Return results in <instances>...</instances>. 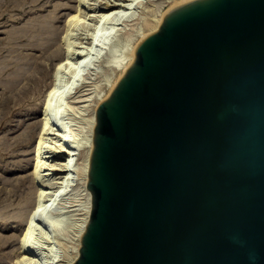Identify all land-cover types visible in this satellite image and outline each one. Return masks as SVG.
Masks as SVG:
<instances>
[{"label":"water","instance_id":"95a60500","mask_svg":"<svg viewBox=\"0 0 264 264\" xmlns=\"http://www.w3.org/2000/svg\"><path fill=\"white\" fill-rule=\"evenodd\" d=\"M96 108L73 264H264V0H184Z\"/></svg>","mask_w":264,"mask_h":264},{"label":"rangeland","instance_id":"374dc122","mask_svg":"<svg viewBox=\"0 0 264 264\" xmlns=\"http://www.w3.org/2000/svg\"><path fill=\"white\" fill-rule=\"evenodd\" d=\"M99 1H97V0H86V3L94 5V4H97ZM145 1L146 0H142L138 6H135V8H132L131 10H129L130 14H128L126 17H124L121 21L118 22L120 24L113 28L114 31H113L112 36H115V37L114 38L112 37L111 41H113V39H114V41L121 39V36H118V35H121L123 32L131 33L132 27L134 28L141 23L142 17L144 16L146 10L149 7L152 8V6H153V8H157L158 4H160L161 1H163V0L150 1V3L147 1L145 2ZM77 4H78L77 0H0V49H1L0 50V71H2V72H0V78L2 77L0 79V189H1L0 190V203L3 204V205L0 204V208H1L0 209V211H1L0 212V264H14L15 263L16 260H14L15 259L14 257H16V259H17V255L20 253V242H18V240L20 241L19 238L21 236V232L24 230V227L26 224V219H27L26 217L28 216L29 210H31V206L34 204V202H36V201H34L35 198L37 200V194L35 197V193H37L38 191L37 192H35V191L38 190L37 188H40L39 187L40 185H38V183H39L38 181H37V183L35 182L36 180L33 179L34 178L33 175H30V174H32V173H30V171H32L34 162L36 161V155L34 152V148H35V145L37 142V135L39 132L38 129H40V121L42 118L44 95L46 93V90L48 89L49 83L52 80V75H53L52 72L54 69L53 67L59 61L60 56L64 53V51H63L64 50V48H63L64 38L63 37H65L66 32H67L66 30L68 28V25H67L68 19L71 15H73L76 12L75 8H76ZM169 4H170L169 2L164 3L163 6L159 9L158 14H161V13L167 11L166 9H168ZM86 12H88V14H90V15L93 14L92 10H89V11L86 10ZM91 19L92 18L87 15L84 18L81 17V20L74 23L78 27V28L75 27L78 31L75 28H73V30L75 29L76 32H78V36L80 37L77 40V44L80 43V45H85V43H83V41H87L89 39L88 33L90 32V28L92 27L91 24L93 23V21ZM46 20H47V22H46ZM48 21H50V22H48ZM28 22H30V23H28ZM31 22H33L35 24H32ZM41 25H43L42 28H41ZM75 25H72V27H74ZM33 27H34V29H33ZM37 27H39V28H37ZM52 27H54V28H52ZM118 27H119V29H118L119 31L116 29ZM21 28L22 29L24 28L26 30L24 31V29H23L21 31ZM45 28H47V29H45ZM30 29L32 31H30ZM49 29H50V31H49ZM38 30L39 31L41 30L40 31L41 33H39ZM36 31L39 34L36 33ZM29 32H30V34H29ZM31 32H34V33H31ZM43 32H45V33H43ZM26 33H27V35H26ZM25 35L28 36L29 38L31 37L30 40H32L33 42L29 41V38L25 37ZM42 35H44V36H42ZM9 37L10 38L13 37V38L9 39ZM41 37H42V39H41ZM44 37H45V39H44ZM38 39H40V40H39V42L36 43V41H38ZM52 39H55L56 42H53L55 40H52ZM18 40H19V43H18ZM25 40H27L29 42H27V41L25 42ZM68 40L69 41L72 40L70 36L68 37ZM42 41H43V44H46V45H43V47H41ZM49 41H50V44H49ZM80 41H82V43ZM29 44H31V45H29ZM112 44L113 43L110 42L109 45L106 46L107 49L111 48V46L113 47ZM14 45L17 47H15ZM56 45H57V47H60V48H58V49L55 48ZM60 45H62V46H60ZM7 46H8V48H7ZM28 46H31V47H28ZM44 47L46 50L44 49ZM34 48H38V49H34ZM51 48H53L54 50L56 49V50L54 51ZM7 50H10V51H7ZM51 51H52V53H51ZM42 52H43L44 56H43ZM103 52H102V54H103L102 57L107 58L108 56H106V52H108V51L106 50ZM45 53L48 57H46ZM55 54H57V55H55ZM19 56H20V59H19ZM54 56H55V58H54ZM30 57L31 58L33 57L34 59L33 58L31 59ZM30 60L31 61L37 60V61L31 62ZM41 61L43 64H45V66L42 63H39ZM23 62H26L29 64H26V63L24 64ZM33 63H35V64H33ZM113 63H111V65L108 66L109 67L108 68L107 66L103 67V64L100 61L99 62L98 61L92 62V64L89 66V69H87L88 71L86 70L84 72L86 75L83 74L81 77H79V78H82L81 79L82 82L80 81L82 88H84V89L87 88L88 92L92 89L90 92H91V95H92V93L94 95L93 90H95L99 86L98 84L103 86L106 83L107 80L105 78L107 77L106 74H108L109 71H111L109 73L113 72L111 74L112 75L111 78L114 76H119L120 71H116V69L114 68L115 65ZM115 64H117V62ZM21 65L25 67V71H24V67L21 68L22 67ZM42 65L46 69H44V67ZM17 67H18L19 71L22 70L23 72L22 71H21V73L18 72ZM29 67H30V69H29ZM42 67H43V69H42ZM105 68L107 70H105ZM37 69H39V71ZM40 70H41V72H40ZM8 71H10V72H8ZM65 71L62 74H63L64 78H67L69 71H67V70H65ZM21 74H22V76H21ZM33 74H35V75H33ZM36 74H37V76H36ZM8 76H10V77H8ZM11 76H12V78H11ZM20 76H21V78H20ZM14 77H16V78L14 79ZM37 77H38V79H37ZM4 79L7 81H4ZM20 79H22V80H20ZM35 79H36V81H35ZM15 80H16V82H15ZM25 80H26V82H25ZM10 81H11V83H10ZM20 81H22V82H20ZM14 83H16V84H14ZM4 84H6V85H4ZM11 84L14 86H12ZM18 84H19V86H18ZM94 84H95V88H94ZM15 85L17 88L15 87ZM21 90H22V93H21ZM14 91L17 92V95ZM103 92L104 93L107 92L106 87L103 88ZM6 93H7V95H6ZM2 96H4V97H2ZM11 96H12V98H11ZM5 97H6V99H5ZM2 101H3V103H2ZM4 101H5V103H4ZM8 101H9V103H8ZM10 101H11V103H10ZM84 104L85 103H72L71 104L72 108H70L68 110L69 111L68 117L71 118L70 123L78 124L77 122L80 121L84 116H86L87 108H84V106H83ZM2 107H4V108H2ZM81 107H83V108H81ZM5 108H7L8 110ZM1 111H3V112H1ZM18 111H19V113H18ZM30 111H32L33 113L35 112V113L33 114ZM80 117H82V118H80ZM38 122H39V124H38ZM54 124H56V123L54 122ZM31 126H32V128L33 127L34 128L32 129ZM57 127L58 126H56V125L54 127H52L53 130H49V134L46 135L48 140H45V143H44V145L47 147L45 150H48L50 147H53L54 144H58V143H62L61 146H63L67 150L71 149L70 148L71 145L63 139V137L60 135V132L56 129ZM72 127L74 128L75 125L74 126L72 125ZM76 131L77 130L74 129V132L76 134H78V131L77 132ZM19 138H21L22 140ZM19 140L21 141V143L19 142ZM8 149H10L12 151H10ZM65 156L66 155L64 153V155L61 157V160L57 159L55 162H62V159H64ZM50 159L51 158H49V160H47L48 163L50 162ZM24 165H26V166H24ZM47 171H49V170H47ZM53 173H54V171H53ZM30 177H33V178H30ZM50 177L53 178V177H55V175L51 174ZM4 184H6V185H4ZM21 184H23V185H21ZM12 186H14V187H12ZM34 187H37V188L35 189ZM3 188L4 189L6 188L5 191H3ZM33 189H35V190L33 191ZM6 190H8L7 192L10 194L5 193ZM30 193H32V194H30ZM18 194H19V197H18ZM32 196H34L33 199H32ZM72 199L75 201L74 203L78 202L77 195L74 194V190L72 191V188H71L68 190V192L67 191L65 192V194L63 195V198H61L60 201H62V202L68 201L69 202V201H72ZM2 200H4V201H2ZM21 200H25V202L21 201ZM8 203H10V205H7ZM6 205H7V207H6ZM25 210H27V211L25 212ZM17 213H18V215H16ZM18 216H20L21 218ZM12 218H14V219H12ZM18 221H20V222H18ZM46 229L47 228H42L41 232L39 231V232H35L36 234L35 233L33 234L34 235L33 240H32L33 243L35 245H38L39 249H41V251H43L41 257L43 256L44 260H46V259L50 260L52 258V254H55L56 260L65 259V257H67L71 252L70 251L71 247H72L71 245L73 243L72 239L74 237L73 228L71 226L68 227L67 225H61L59 228H57L53 231L50 228H48L47 230ZM44 241H46V242H44ZM49 241H51V244L48 243ZM39 244H41V245H39ZM49 247H52V249L54 250L53 253H51ZM66 254H67V256H65ZM60 262L61 261H59V263Z\"/></svg>","mask_w":264,"mask_h":264},{"label":"bare ground","instance_id":"6f19581e","mask_svg":"<svg viewBox=\"0 0 264 264\" xmlns=\"http://www.w3.org/2000/svg\"><path fill=\"white\" fill-rule=\"evenodd\" d=\"M97 1H99V0H97ZM141 1L142 0H100L97 4L93 5V4H87L86 0H77L78 4L75 8L76 12L69 17L68 22H67V25H68V28L66 30L67 32H66L65 37H63L64 41H65V42L63 41L64 45L62 44L63 48H64V50H63L64 53L60 56L59 61L53 67L54 69L52 72L53 73L52 80L49 83L48 89L46 90V93L44 95L42 118L40 121V129H38L39 132L37 135V142H36V145L34 148V152L36 155V161L34 162L32 171H30V173H32L30 175H33V177H34V178L33 177H30V178L35 179L36 183L38 181L39 182L38 185H40L39 186L40 188L34 187L35 189L36 188L38 189L35 191V192L38 191L37 193H35V197L37 194V200L35 198L34 201H36V202H34L33 205L31 204L32 205L31 210H29L28 216L26 217L27 219H26V224H25L24 230L21 232V236L19 238L20 241L18 240V242H20V253L17 255V259H16V257H14L15 258L14 260H16L14 264H73L79 255L78 249L81 246L80 238H81V235L83 234L85 227H86V224L88 222V218L90 215V208H91V193H90L89 189H87L85 187V182L87 180V174H88V164H89V156H90L91 147H92V134H93V126H94V121H95L96 108L106 97H108V95L110 94V92H111L113 86L115 85V83L117 82V80L125 72V70L128 68V66L133 62V60L135 58V52H134L135 46L142 39L146 38L147 36H149L150 34L155 32L159 28V25H160L164 15H165V13L173 5H175L181 1H184V0H163V1H161L160 4H158L157 8H153V6H152V8L149 7L146 10L144 16L142 17L141 23L134 28L132 27L131 33L123 32L121 35H118V36H121V39H119L117 41H114V39H113V41H111L112 37L113 38L115 37V36H112L113 31H114L113 28L115 26L119 25L120 23H118V22L121 21L128 14H130L129 10H131L132 8H135V6H138ZM146 1L150 3V1H156V0H146ZM166 2H169L171 5L169 4L168 9H166L167 11H165L161 14H158L159 9ZM86 10H88V11L92 10L93 14H91V15L88 14V12H86ZM87 15L89 17H91L92 18L91 20L93 21V23L91 24L92 27L90 28V32L88 33L89 39L87 41L82 40L83 43H85V45H80V43H78L79 44L78 45L77 40L80 37L78 36V32H76L77 29L75 27H77V26L74 23L81 20V17L84 18ZM46 22H47V20H46ZM48 22H50V21H48ZM28 23H30V22H28ZM31 23L35 24L33 22H31ZM72 25H75V26L72 27ZM42 26L43 25H41V28H42ZM34 27H33V29H34ZM37 28H39V27H37ZM52 28H54V27H52ZM73 28H75L76 30L75 29L73 30ZM23 29L21 28V31ZM45 29H47V28H45ZM116 29L118 30L119 27ZM25 30L26 29H24V31ZM30 31H32V30L30 29ZM40 31H39V33H41ZM49 31H50V29H49ZM45 32H43V33H45ZM31 33H34V32H31ZM36 33H38V32L36 31ZM29 34H30V32H29ZM26 35H27V33H26ZM26 35H25V37H28ZM42 36H44V35H42ZM69 36L72 39L71 41L68 40ZM12 38L9 37V39H12ZM30 38H29V41L33 42L32 40H30ZM41 39H42V37H41ZM44 39H45V37H44ZM39 40L40 39H38V41H36V43L39 42ZM52 40H55V39H52ZM26 41L27 40H25V42ZM29 41H27V42H29ZM82 41H80V42L82 43ZM53 42H56V40ZM110 42L113 43L112 44L113 47L111 46V48L107 49L106 46L109 45ZM18 43H19V40H18ZM49 44H50V41H49ZM29 45H31V44H29ZM43 45H46V44H43V41H42L41 47H43ZM62 45H60V46H62ZM15 47H17V46H15ZM28 47H31V46H28ZM7 48H8V46H7ZM53 48H51V49H53ZM55 48L58 49L60 47H57V45H56ZM34 49H38V48H34ZM44 49H45V47H44ZM106 50L108 51V52H106V56H108V57L103 58L102 52L106 51ZM7 51H10V50H7ZM51 53H52V51H51ZM42 54H43V52H42ZM57 54H55V55H57ZM45 55H46V53H45ZM43 56H44V54H43ZM46 57H48V56L46 55ZM54 58H55V56H54ZM19 59H20V56H19ZM36 61H31V62H36ZM95 61H98V62L100 61L103 64V67H105V66L108 67L111 65V63L114 62L113 63L115 65L114 68L116 69V71H120V72H119V76H114L111 78V76H112L111 74L113 72L109 73L111 71H109V72L107 71L108 74H106L107 77L105 78L107 80L106 83L103 86L98 84L99 86L97 85L98 87L95 90H93L94 95H93V93L91 95L90 91L92 89L88 92L87 88L86 89L82 88V85H81V82H82L81 79L82 78H79V77H81L83 74H85L84 72L87 69H89V66L92 64V62H95ZM116 62H117V64H115ZM23 63L25 64L26 62H23ZM29 63H26V64H29ZM39 63H42V61ZM33 64H35V63H33ZM43 65L45 66V64H43ZM23 67L24 66H22L21 68H23ZM43 67H42V69H43ZM29 69H30V67H29ZM44 69H46V68L44 67ZM17 70L20 73L22 71V70L19 71L18 67H17ZM37 70L39 71V69H37ZM65 70L69 71L67 78H64V76L62 74ZM105 70H107V69L105 68ZM24 71H25V67H24ZM0 72H2V71H0ZM8 72H10V71H8ZM40 72H41V70H40ZM33 75H35V74H33ZM21 76H22V74H21ZM21 76H20V78H21ZM36 76H37V74H36ZM8 77H10V76H8ZM11 78H12V76H11ZM15 78L16 77H14V79ZM22 79H20V80H22ZM37 79H38V77H37ZM4 81H7V80L4 79ZM35 81H36V79H35ZM15 82H16V80H15ZM20 82H22V81H20ZM25 82H26V80H25ZM10 83H11V81H10ZM14 84H16V83H14ZM19 84H18V86H19ZM4 85H6V84H4ZM12 86H14V85H12ZM15 87H16V85H15ZM105 87L107 89V92L104 93L103 88H105ZM94 88H95V84H94ZM14 92L17 95V92L16 91H14ZM21 93H22V90H21ZM6 95H7V93H6ZM2 97H4V96H2ZM11 98H12V96H11ZM5 99H6V97H5ZM2 103H3V101H2ZM4 103H5V101H4ZM8 103H9V101H8ZM10 103H11V101H10ZM72 103H85L83 106H84V108H87L86 116H84L83 118L80 117L82 119L77 122L78 124L70 123L71 118L68 117V112H69L68 110L70 108H72V106H71ZM2 108H4V107H2ZM81 108H83V107H81ZM5 109H7V108H5ZM3 111H1V112H3ZM30 112H32V111H30ZM18 113H19V111H18ZM54 122L56 124H54ZM38 124H39V122H38ZM55 125L58 126L56 129L60 132V135L63 137V139L71 145V147H70L71 149L67 150L63 146H61L62 143H58V144H54L53 147H50L48 150H45L47 147L44 145V143H45V140H48L46 135L49 134V130H53L52 127H54ZM72 125L73 126L75 125V127L73 128ZM31 128H32V126H31ZM74 129H76L78 131V134H76L74 132ZM19 139H21V138H19ZM19 142L21 143L20 140H19ZM10 149H8V150H10ZM10 151H12V150H10ZM64 153L66 155L65 156L66 158L64 157V159H62V162H55L57 159L61 160V157L64 155ZM49 158H51L50 162H49L50 164L47 162V160H49ZM24 166H26V165H24ZM47 170H49V171H47ZM53 171H54V173H53ZM51 174L55 175V177L51 178L50 177ZM4 185H6V184H4ZM21 185H23V184H21ZM12 187H14V186H12ZM71 188H72V191L74 190V194L77 195L78 202L74 203L75 201L73 199H72V201H69V202L68 201H66V202L60 201L61 198H63V195L65 194V192L66 191L68 192V190ZM5 189L3 188V191H5ZM35 189H33V191ZM7 191L8 190H6L5 193H8ZM8 194H10V193H8ZM30 194H32V193H30ZM18 197H19V194H18ZM33 197L34 196H32V199H33ZM4 200H2V201H4ZM21 201L25 202V200H21ZM0 204H2V203H0ZM7 205H10V203H8ZM7 205H6V207H7ZM26 211L27 210H25V212ZM16 215H18V213ZM18 217H20V216H18ZM12 219H14V218H12ZM18 222H20V221H18ZM61 225H67L68 227L71 226L74 230V237L72 239L73 243L71 245L72 247L70 250L71 252L68 256H67V254L65 255V256H67V257H65V259L56 260V255L52 254V258L50 260H47V259L44 260L43 256L41 257L43 251H41V249H39V246L35 245L32 241L33 236H34L33 234L35 232H39V231L41 232L42 228H47V229L50 228L53 231V230L59 228ZM44 242H46V241H44ZM48 243L51 244V241H49ZM41 244H39V245H41ZM49 249H50L51 253H53L54 250L52 249V247H49ZM59 261H61V262L59 263Z\"/></svg>","mask_w":264,"mask_h":264}]
</instances>
